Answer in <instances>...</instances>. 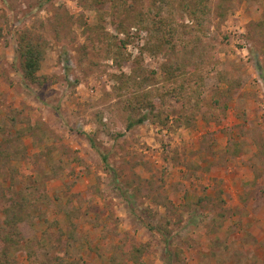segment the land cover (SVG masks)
Here are the masks:
<instances>
[{
    "label": "rangeland",
    "instance_id": "1",
    "mask_svg": "<svg viewBox=\"0 0 264 264\" xmlns=\"http://www.w3.org/2000/svg\"><path fill=\"white\" fill-rule=\"evenodd\" d=\"M114 1L0 0V150L16 157L0 174V264H239L245 238L264 239V0H209L200 33L179 12L182 44L157 52L120 33ZM23 34L44 50L42 86L21 76ZM176 62L203 77L184 85L200 108L155 99L163 116L127 131L148 113L125 111L119 77L163 90Z\"/></svg>",
    "mask_w": 264,
    "mask_h": 264
},
{
    "label": "trees",
    "instance_id": "2",
    "mask_svg": "<svg viewBox=\"0 0 264 264\" xmlns=\"http://www.w3.org/2000/svg\"><path fill=\"white\" fill-rule=\"evenodd\" d=\"M52 0H45L50 2ZM94 1V0H93ZM150 1L148 5L149 9L145 12L146 2ZM209 0H115L112 4L114 9V19L118 20L120 33L128 35V29H136L139 32H144L148 35L145 49L147 51H160L163 48L175 49L177 45L182 44L183 32L182 26L176 22L177 13L182 12L193 23V30L197 33L202 32V14L207 10V3ZM126 16V23L121 24V20ZM186 29V28H185ZM198 35V34H196ZM1 37V34H0ZM198 40V36H195ZM126 41H121V45L126 47L128 44ZM120 50V49H119ZM194 66L199 63L200 57L194 52H190ZM19 67L21 76L28 84L42 86L44 85L45 78L40 77L38 73L41 69V64L44 60V50L41 45L33 43L26 35H21L18 49ZM185 60V59H184ZM118 63V60L116 61ZM163 69L164 78L166 81H171L172 86L166 89L148 90L146 88L152 87V82L149 78L140 75L133 74L132 76H126L122 74L119 77V92L122 96L133 91L131 98L125 100L124 109L128 114H138L147 111L148 114H143L136 120L130 118L126 126V130L130 131L136 126L144 124L149 116L161 117L163 116L162 110L156 111L154 100L158 99L162 105H164L167 99L175 100L176 104L184 105L183 102H189V100L196 98L195 108H200L199 93L194 92L192 95L188 94V84L191 80H202L201 75L195 74L194 76H186L184 65H178V62L171 65H165ZM141 72V70H140ZM222 80H226L224 74L219 75ZM227 81V80H226ZM228 83V82H227ZM224 84H226L224 82ZM229 84V83H228ZM234 87V85H230ZM192 90V89H189ZM198 91V90H197ZM181 106V107H182ZM185 109V106L182 107ZM167 119V118H166ZM14 154L8 150H0V174L6 167H10V162L15 159ZM103 162L106 163V159L103 158ZM18 216L12 213L8 216L6 221L7 225H12L19 221ZM17 233V230H14ZM6 243H11L10 237L4 238ZM136 254H142V250L134 249ZM140 256V255H139ZM134 263H138L136 258H132Z\"/></svg>",
    "mask_w": 264,
    "mask_h": 264
},
{
    "label": "crops",
    "instance_id": "3",
    "mask_svg": "<svg viewBox=\"0 0 264 264\" xmlns=\"http://www.w3.org/2000/svg\"><path fill=\"white\" fill-rule=\"evenodd\" d=\"M245 214V213H243ZM259 222V219H257ZM262 224L257 223V226H261ZM252 235L255 238V242H251L248 240V237H246V241H244L241 245L244 246L243 249H241L240 253V259H239V264H264V259L261 257H257V255L253 254L251 251V248L257 246V247H263L264 246V239L261 237L258 239L259 233H252ZM256 247V248H257ZM228 264V263H227Z\"/></svg>",
    "mask_w": 264,
    "mask_h": 264
}]
</instances>
